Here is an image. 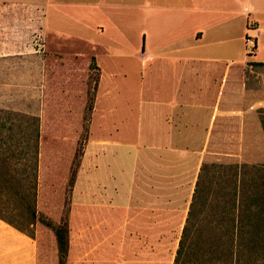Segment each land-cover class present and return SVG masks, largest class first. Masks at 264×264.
I'll use <instances>...</instances> for the list:
<instances>
[{"label": "rangeland", "instance_id": "rangeland-1", "mask_svg": "<svg viewBox=\"0 0 264 264\" xmlns=\"http://www.w3.org/2000/svg\"><path fill=\"white\" fill-rule=\"evenodd\" d=\"M106 32L103 39L110 43ZM231 45L226 59H242L246 49V63L253 61L242 41ZM115 48L124 54L47 34L43 52L0 55V107L40 121L36 210L53 223L68 213L66 264H173L203 162L237 165L238 174L232 179L234 169L222 166L208 172L203 209L208 244L218 237L221 247H231L234 229V256L226 255L222 264H264V66L243 63L229 75L212 72L211 83L225 84L211 138L194 130H180L177 137L159 130L153 137L138 110L174 92L181 65L177 72L156 60L146 66L133 47ZM261 52L259 58L264 47ZM184 75L186 81L190 74ZM188 83L200 92L201 80ZM185 124L179 122L180 129ZM152 161L163 164L157 170L162 186L169 184V171L176 178L174 192L144 193L143 174ZM170 163L177 165L169 168ZM7 197L0 199V212L21 222L12 208L16 198L7 204ZM232 212L234 224L223 221ZM33 237L39 264H56L52 230L37 222Z\"/></svg>", "mask_w": 264, "mask_h": 264}, {"label": "crops", "instance_id": "crops-1", "mask_svg": "<svg viewBox=\"0 0 264 264\" xmlns=\"http://www.w3.org/2000/svg\"><path fill=\"white\" fill-rule=\"evenodd\" d=\"M107 29L110 43L103 39ZM35 32L42 34L45 47L49 34L84 42L93 50L133 47L146 66L156 60L177 72L181 65L174 92L166 100L148 101L150 107L138 110L151 122L147 126L155 131L153 137L159 130L171 137H177L180 130L197 131L199 137L213 136L225 83H211V74L222 70L229 75L246 63V49L242 59H226L232 42L242 41L246 47L245 37L252 36L256 49L253 61L245 65L264 66V57H258L264 47V0H0V55L33 51ZM131 42L136 44L131 46ZM185 73L190 74V80H183ZM192 78L201 80L199 93L189 88ZM205 112L207 116L201 118ZM179 122L186 124L180 129ZM146 168L151 169L143 174L146 195L163 196L164 190L168 194L176 190L172 189L176 178L170 171L168 188L162 186V162L152 161ZM39 263L34 239L0 219V264Z\"/></svg>", "mask_w": 264, "mask_h": 264}, {"label": "trees", "instance_id": "trees-1", "mask_svg": "<svg viewBox=\"0 0 264 264\" xmlns=\"http://www.w3.org/2000/svg\"><path fill=\"white\" fill-rule=\"evenodd\" d=\"M39 137L40 121L37 116L0 107V199L2 196H8L4 202L11 204V198L15 197L17 206L12 208H17L22 218L21 222H15L0 212V219L32 238H34L33 226L37 222L49 227L55 238L56 264H66L69 250L68 213L65 212L58 223H53L39 215L36 210ZM220 166L222 165L203 162L199 168L173 264H222L226 255L234 256L233 241L238 235L234 229L229 234L231 247H221L218 237L208 244V239L205 237L206 216L203 209L206 201V196H204L206 178L209 176L208 172L211 167ZM222 167L234 169L231 178L236 180L237 165L230 164ZM75 174L76 171L73 169L69 178L70 186L74 184ZM237 193L236 185H233L231 193L233 199L238 196ZM262 196H264V191ZM223 218H226L223 221H230L234 224L233 212L229 218L222 216ZM220 221L221 219L217 220V222Z\"/></svg>", "mask_w": 264, "mask_h": 264}, {"label": "built area", "instance_id": "built-area-1", "mask_svg": "<svg viewBox=\"0 0 264 264\" xmlns=\"http://www.w3.org/2000/svg\"><path fill=\"white\" fill-rule=\"evenodd\" d=\"M36 33V32H35ZM32 36L31 44H33V51L36 53L43 52L45 50L44 38L41 33H36ZM245 45L248 47L249 53H254L256 49V41L252 36L245 37Z\"/></svg>", "mask_w": 264, "mask_h": 264}]
</instances>
